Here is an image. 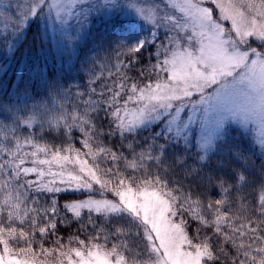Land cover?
Listing matches in <instances>:
<instances>
[{
	"label": "snow or ice",
	"instance_id": "snow-or-ice-1",
	"mask_svg": "<svg viewBox=\"0 0 264 264\" xmlns=\"http://www.w3.org/2000/svg\"><path fill=\"white\" fill-rule=\"evenodd\" d=\"M114 14L148 27L0 94V264H264V0H0V50Z\"/></svg>",
	"mask_w": 264,
	"mask_h": 264
},
{
	"label": "trees",
	"instance_id": "trees-1",
	"mask_svg": "<svg viewBox=\"0 0 264 264\" xmlns=\"http://www.w3.org/2000/svg\"><path fill=\"white\" fill-rule=\"evenodd\" d=\"M119 18H117V21ZM96 19H93V22H95ZM114 21L106 22L104 25H101V27H98L99 29H96L95 23H92L91 25V32L90 36H86L85 39L77 45L79 46L78 51L73 54L69 52H65L63 58L59 55L57 52V36L54 35L50 29H49V40L46 43H41L39 36L41 31L43 30V25L34 23L27 33V39L24 40L22 43H19L18 50L15 52L14 55H10L7 53V51L0 50V66H3L5 64L8 65V71L7 74L0 77V84L6 85V89H0V94L7 96L8 93L12 91V86L16 82V76L17 72L23 68V77L21 79L18 92H23L26 85L29 83V74L31 71L36 70L37 68H44L45 66L48 68L49 71H57L61 68V64L65 68H67L68 64L67 61L69 58L73 59L76 65V68L80 67V61L83 60V58L89 54V49L93 47L92 43L93 41L98 40V47L96 50H99L100 46L103 45V38L99 39L98 34L101 35L100 30L103 31V36L106 38V42L109 39H112L113 36L117 34V32H112L115 26H118L120 24H113ZM9 31L11 28L9 27ZM119 32H126L128 28L126 26H122L119 29ZM5 31V23L4 21L0 20V33ZM97 33V34H95ZM95 34V35H94ZM91 39L90 37L93 36ZM107 44H105L106 46ZM41 48L44 49V54H41ZM95 54V51L93 52ZM79 56V59H76V56ZM75 73H73L74 75ZM81 75H83L81 73ZM32 91L35 92V82L32 83ZM29 131H32L29 129ZM237 130L235 128L230 129L229 134V140L232 142H238L243 144L245 149L249 151L253 158L259 162L260 159V153L261 151H258V148L256 146V143L254 139L248 134V132H243ZM49 140L51 141V137H49ZM79 147V145H77ZM249 199H251L252 189H248ZM75 198V197H72ZM65 201H61V203H64ZM70 234H77L80 235V238H84L82 233H77V230L75 228L71 229L70 233H61L63 236L62 243L67 244L68 243V236ZM50 243V242H49ZM47 246V245H46ZM76 246V245H72Z\"/></svg>",
	"mask_w": 264,
	"mask_h": 264
},
{
	"label": "rangeland",
	"instance_id": "rangeland-1",
	"mask_svg": "<svg viewBox=\"0 0 264 264\" xmlns=\"http://www.w3.org/2000/svg\"><path fill=\"white\" fill-rule=\"evenodd\" d=\"M13 2H15V0H13ZM208 6H211V5H208ZM169 11L171 12L173 10L172 9H169ZM176 15L179 16L180 14L178 12H176ZM94 18L96 19V21L95 22L92 21V23H95V26H97V27H95L96 29H99L98 27H101V25H104L106 22L108 23V22L114 21L113 24H120L118 26H115L112 32L119 31L118 29L120 27H122V26H126L127 28H129V25L130 24L131 25H134L135 26V30H137V31H141V30H145L146 31V29L148 27L147 25H141L140 22L137 21V20H135V18H133V17H126V16H122L120 14H114L112 17L107 18V19H105L102 15L101 16H98V17H94ZM117 18H119L118 21H117ZM226 24H227V22H226ZM49 29L52 32L51 28H49ZM90 29L88 30V34H87L88 37L90 36V32H91ZM52 33L57 36L56 33H54V32H52ZM99 33H101V35L98 34V37H99V39L103 38L102 42H103V46H105V44H107V42H106L105 36L102 35L103 34V31L100 30ZM95 34H97V33H95ZM94 35L91 36L90 39L92 37H94ZM114 37L115 36H113L112 38H114ZM98 42H99L98 40L93 41V43H92L93 47H91L88 51L89 52H94L96 50V48L98 47ZM81 44L82 43H80V45ZM79 46H77V51H78ZM99 50H100V48H99ZM232 128H235L237 130L242 131L241 129H239V128L235 127V126H232L230 129H232ZM198 131H199V128L197 126L196 132L198 133ZM259 131H260V129H259L258 125H250L249 128H248V130L245 131V132H248V134L254 139V141L256 143V146L258 148V151H261V149L259 147V144H258Z\"/></svg>",
	"mask_w": 264,
	"mask_h": 264
}]
</instances>
